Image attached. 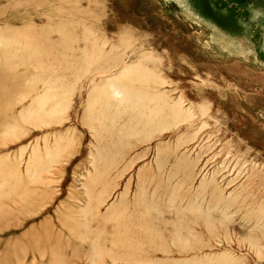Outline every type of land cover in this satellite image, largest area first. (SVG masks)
<instances>
[{"label": "rangeland", "instance_id": "obj_1", "mask_svg": "<svg viewBox=\"0 0 264 264\" xmlns=\"http://www.w3.org/2000/svg\"><path fill=\"white\" fill-rule=\"evenodd\" d=\"M0 264H264V0H0Z\"/></svg>", "mask_w": 264, "mask_h": 264}]
</instances>
